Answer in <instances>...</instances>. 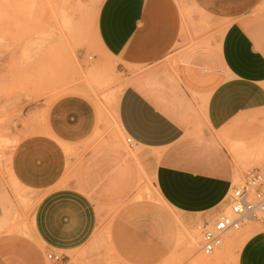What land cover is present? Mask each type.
Returning <instances> with one entry per match:
<instances>
[{
    "label": "crops",
    "instance_id": "0c3cea01",
    "mask_svg": "<svg viewBox=\"0 0 264 264\" xmlns=\"http://www.w3.org/2000/svg\"><path fill=\"white\" fill-rule=\"evenodd\" d=\"M204 19L214 25L207 41ZM95 35L101 51L97 64L108 61L92 74L111 80L115 74L127 76L117 97V125L140 148L133 157L136 176L142 168L153 179L162 207L128 204L132 175L113 171L116 161H98L100 152L88 151L79 161L73 191L59 190L61 166L42 156V163L35 161L42 164V183L17 172L21 184L41 196L36 234L1 238L0 264L67 258L92 238L97 209H119L118 220L136 235L177 251V232L186 238L190 229L210 225L222 213L242 175L237 158L262 132L264 0H103ZM174 51L178 55L170 67L165 61ZM95 105L76 94L56 100L47 112L45 144L84 146L97 132V114L102 119ZM59 149L55 153L61 154ZM1 191L0 176V198ZM10 223L2 221L0 229ZM237 264H264V230L248 236Z\"/></svg>",
    "mask_w": 264,
    "mask_h": 264
},
{
    "label": "rangeland",
    "instance_id": "374dc122",
    "mask_svg": "<svg viewBox=\"0 0 264 264\" xmlns=\"http://www.w3.org/2000/svg\"><path fill=\"white\" fill-rule=\"evenodd\" d=\"M102 2L0 0V176L1 194L4 193L0 198V226L2 221H11L10 226L0 229V239L13 235L34 239L35 209L41 196L37 189L21 184L17 172L24 173L26 180L34 181L36 177L40 183L42 164H35V161L42 163V156H46L47 161L52 160L53 167L54 164L61 166L63 176L59 190L73 191L79 161L88 151L100 152L104 160L99 154L98 161H116L113 171L132 175L134 186L128 204L162 207L153 179L146 177L142 168L140 178L136 176L133 157H138L140 148L130 147L117 125V97L129 81L127 76L114 73L115 78L111 80L94 76L91 71L108 61L105 59L100 64L96 61L101 51L96 40L95 22ZM202 23L204 28L207 27L204 29V41H207L214 25L207 19ZM177 55L178 51L168 55L166 64L173 67ZM130 73L136 74L137 69ZM113 92L119 94L112 97ZM71 94L86 97L95 108L96 102L102 118L100 120L97 114V132L84 146L49 147L43 141L49 140L47 112L56 100ZM105 95L109 97L104 99ZM258 118L262 132L237 158V166L245 176L256 170L264 174V113ZM57 149L61 154L55 153ZM242 175L234 185L243 183L245 177ZM119 214V209H97L99 221L90 241L67 253V258L60 264H196L184 243L183 233L178 235L177 232L178 236L174 237L176 246L179 242L181 245L177 246V251L164 250L145 236L136 235L129 225H123L118 220ZM201 226L189 230L196 240V255L214 259L213 254L204 256L200 253ZM262 230L264 223H247L240 230L228 233L235 235L238 243L226 248L223 241L219 249H223L220 264H237L242 240ZM45 261L44 264H57L48 257Z\"/></svg>",
    "mask_w": 264,
    "mask_h": 264
},
{
    "label": "built area",
    "instance_id": "2783aa9c",
    "mask_svg": "<svg viewBox=\"0 0 264 264\" xmlns=\"http://www.w3.org/2000/svg\"><path fill=\"white\" fill-rule=\"evenodd\" d=\"M127 144L135 145L130 138ZM247 223H264V174L259 170L246 175L241 185H234L226 196L222 213L212 224L200 227V253L214 254L228 233L240 230ZM48 259L55 263L63 260L53 255H48Z\"/></svg>",
    "mask_w": 264,
    "mask_h": 264
},
{
    "label": "bare ground",
    "instance_id": "6f19581e",
    "mask_svg": "<svg viewBox=\"0 0 264 264\" xmlns=\"http://www.w3.org/2000/svg\"><path fill=\"white\" fill-rule=\"evenodd\" d=\"M184 9V7L182 8ZM123 91V90H122ZM121 91V92H122ZM120 92V93H121ZM117 94L119 93H111L110 95L112 97L116 96ZM107 97H109L108 95H105L103 98L104 99H107ZM99 101V105L101 106V101ZM119 128V127H118ZM120 130V129H119ZM121 131V130H120ZM122 132V131H121ZM121 140V139H120ZM145 174V173H144ZM18 184V183H16ZM248 236H246L242 242L240 243V249L242 248V246L244 245L245 241L247 240ZM224 247L226 248H229L231 246H234L238 243V240H237V237L235 235H231V234H227L225 237H224ZM184 243H187L188 245V249H189V252L190 254L192 255V257H194L195 259V263L196 264H220V261H221V251H219V248L218 251H216L213 255H214V259H210L208 257H201V256H198L196 255V251H195V247H196V240L194 238V235H192L189 231L186 233V242ZM223 245V243H222ZM226 245V246H225Z\"/></svg>",
    "mask_w": 264,
    "mask_h": 264
}]
</instances>
